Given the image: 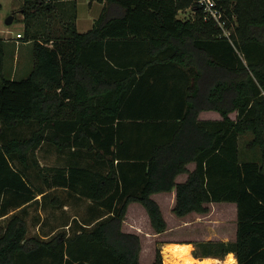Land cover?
I'll list each match as a JSON object with an SVG mask.
<instances>
[{
	"label": "trees",
	"instance_id": "16d2710c",
	"mask_svg": "<svg viewBox=\"0 0 264 264\" xmlns=\"http://www.w3.org/2000/svg\"><path fill=\"white\" fill-rule=\"evenodd\" d=\"M214 1L228 35L200 0H106L86 32L76 0H25L34 65L0 80V218L52 188L94 205L73 235L47 239L28 237L13 213L0 231V264H141L140 236L122 228L128 207L142 204L162 233L168 224L152 194L174 187L178 217L237 204L236 239L198 242L195 257L234 253V264H264V0ZM187 9L193 16L180 18ZM52 23L60 28L38 32ZM204 110L222 119L200 120ZM24 126L29 134L7 137ZM247 133L263 162L239 157ZM46 142L73 157L40 165ZM153 264H163L159 249Z\"/></svg>",
	"mask_w": 264,
	"mask_h": 264
},
{
	"label": "rangeland",
	"instance_id": "374dc122",
	"mask_svg": "<svg viewBox=\"0 0 264 264\" xmlns=\"http://www.w3.org/2000/svg\"><path fill=\"white\" fill-rule=\"evenodd\" d=\"M18 1L20 0L3 1L5 4V10H3V15L5 16L4 23L9 17L16 15L13 12L18 10H13V6H16ZM76 1L77 29L83 32L88 31L92 27L94 19H97L101 14L106 0ZM6 25L11 26L15 34L17 32H22L23 34L24 28L16 16L11 24H7L6 22ZM32 50L33 42L16 45L14 41H10V44L5 49L4 73L13 74L15 72L16 79L28 76L31 72L30 70L23 76L20 69L21 66L25 67L26 58L29 57L28 53L31 51L32 55ZM17 65L20 67L18 71H15ZM232 116L235 117V114L232 113ZM30 132L31 128L24 126L8 131L6 135L7 137H11L14 133L29 134ZM252 138L253 135L251 133L240 137L239 157L241 160L263 162V152L260 147L253 149L248 147V142ZM37 155L40 165L43 166L64 165L70 157H73V154H70V152L60 155L57 149L47 142L41 146ZM26 174L35 184H39L37 177H35V170L32 167L28 166ZM165 196L163 193L154 196L155 199L161 202L160 206L168 224L166 231L162 233H156L153 229L148 212L142 204L133 202L128 207L122 228L125 231L134 232L140 236L142 246L140 254L141 264H153L157 249L161 252L164 264L163 248L170 242L191 243L193 246L191 253L194 256L193 253L198 242L234 240L237 229V215L232 205H226L224 202H216L212 205H207L208 203H206L209 207L208 212H192L184 217H178L173 212L174 205H170V202L164 198ZM54 197L63 201L64 205H57V202L52 201ZM91 205L92 203L88 200L79 199L75 195L68 194L66 190L56 189L53 193L48 192L44 197L40 195L38 200L26 205L21 210H15L8 216L0 218V231L7 225L12 214L18 213L26 222L28 237L37 236L47 239L55 235H73L81 229L83 222L91 218ZM226 257L227 255L223 259L217 257L199 259L208 261L211 264H225Z\"/></svg>",
	"mask_w": 264,
	"mask_h": 264
},
{
	"label": "crops",
	"instance_id": "0c3cea01",
	"mask_svg": "<svg viewBox=\"0 0 264 264\" xmlns=\"http://www.w3.org/2000/svg\"><path fill=\"white\" fill-rule=\"evenodd\" d=\"M3 1L4 0H0V5H1L0 6V79L2 76L6 77V78H12L13 79L16 77L15 72H13V74L12 73L11 74H5L3 71V67L5 64V49H6V47H8V45L10 44V41H14L16 45H19L22 43L23 44H29L30 42H33V41L32 40L26 41L25 39H17V34L22 33V32H17V34H15V31L11 28V26L6 25V22L4 23L5 16L3 15V10H5V4L3 3ZM60 1L61 2L63 1L65 3H69L71 0H59V2ZM24 2H25V0H22V1L20 0V1H18L16 6H13L14 7L13 10H18V11H14L13 13H16V15L15 14L14 15L17 17V19H19V21H21L22 27L24 28L23 29V35L25 33V26H26L24 21H23V19H24V9H23ZM76 3H77V1H76ZM57 10H58V13H60V14L62 13L64 15L66 7L64 5L63 9L59 7V8H57ZM62 10H63V12H62ZM192 16H193V12L190 9L180 11V13H179L180 18H188V17H192ZM77 18H78V16H77ZM94 21H95V19H94ZM76 26H77V20H76ZM58 28H60V25H58L57 23L56 24L52 23V25H42V26L40 25V26H38V32L42 35H46L50 31H53L55 29L58 30ZM78 31L83 32V31H80L79 29H78ZM84 32H86V31H84ZM28 55H29V57L26 58L27 60L25 61V67L21 66V69H20L21 75H23V76L26 75L29 70L31 71L33 68V65H34L33 50H32V55H31V51H30V53H28ZM18 65L15 68V71L16 70L18 71V68L20 67ZM233 113L235 114V117L232 116V113L230 114V116L232 118H236V115H237L236 112H233ZM199 119L200 120H220V119H222V115L218 111H215V110H204L199 114ZM244 135H246V134H244ZM244 135H242V136H244ZM187 168L190 172L193 171L196 168V162H190L187 165ZM188 176H189L188 172L181 173L176 177V182L177 183L185 182L188 179ZM56 189L66 190L64 188H52V189L46 191V193L47 194H48V192L53 193L54 190H56ZM160 193H163L164 195H166L164 198L170 202V205H176V193H177V191H176L175 187L171 191H168V192H158V193L152 194V198L154 200H156L159 205H161V202L158 201L157 199H155L154 196L157 194H160ZM68 194H70V193L68 192ZM39 196L36 197V200H38ZM52 201L57 202V205H62V204L64 205V202L61 201L60 199H58L57 197L52 198ZM89 202H91V201H89ZM91 203H92V205H94L93 202H91ZM214 203H216V202H210L207 205H212ZM224 203H226V205H232L233 208L235 209V212L237 215V204L235 202H224ZM126 232H129V231H126ZM236 232H237V229H236ZM235 239H236V234H235L234 240ZM181 243H187V242H181ZM233 255L235 256V254H233Z\"/></svg>",
	"mask_w": 264,
	"mask_h": 264
},
{
	"label": "bare ground",
	"instance_id": "6f19581e",
	"mask_svg": "<svg viewBox=\"0 0 264 264\" xmlns=\"http://www.w3.org/2000/svg\"><path fill=\"white\" fill-rule=\"evenodd\" d=\"M192 244L168 243L163 248L164 264H211L192 255ZM234 254V253H233ZM232 253L226 257L225 264H232L237 258Z\"/></svg>",
	"mask_w": 264,
	"mask_h": 264
},
{
	"label": "built area",
	"instance_id": "2783aa9c",
	"mask_svg": "<svg viewBox=\"0 0 264 264\" xmlns=\"http://www.w3.org/2000/svg\"><path fill=\"white\" fill-rule=\"evenodd\" d=\"M201 4L204 6V10L207 14V17L215 20L224 30L226 35L229 34V30L225 27V21L222 20V11L217 7V4L214 0H200ZM24 35L22 33L17 34V39H23Z\"/></svg>",
	"mask_w": 264,
	"mask_h": 264
},
{
	"label": "water",
	"instance_id": "95a60500",
	"mask_svg": "<svg viewBox=\"0 0 264 264\" xmlns=\"http://www.w3.org/2000/svg\"><path fill=\"white\" fill-rule=\"evenodd\" d=\"M13 20H14V16H11V17H9V18L6 20V22H7V24H11V23L13 22Z\"/></svg>",
	"mask_w": 264,
	"mask_h": 264
}]
</instances>
